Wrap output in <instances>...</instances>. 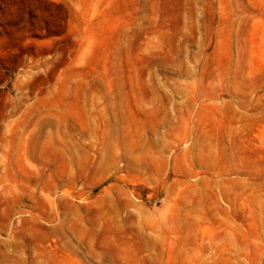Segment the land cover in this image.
Here are the masks:
<instances>
[{"label":"rangeland","instance_id":"374dc122","mask_svg":"<svg viewBox=\"0 0 264 264\" xmlns=\"http://www.w3.org/2000/svg\"><path fill=\"white\" fill-rule=\"evenodd\" d=\"M0 264H264V0H0Z\"/></svg>","mask_w":264,"mask_h":264}]
</instances>
